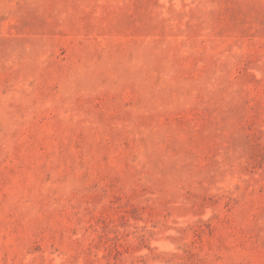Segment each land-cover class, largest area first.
I'll return each mask as SVG.
<instances>
[{"label":"rangeland","instance_id":"374dc122","mask_svg":"<svg viewBox=\"0 0 264 264\" xmlns=\"http://www.w3.org/2000/svg\"><path fill=\"white\" fill-rule=\"evenodd\" d=\"M0 264H264V0H0Z\"/></svg>","mask_w":264,"mask_h":264}]
</instances>
